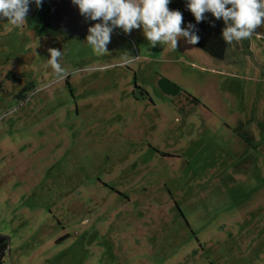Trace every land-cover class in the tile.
<instances>
[{"label":"rangeland","instance_id":"rangeland-1","mask_svg":"<svg viewBox=\"0 0 264 264\" xmlns=\"http://www.w3.org/2000/svg\"><path fill=\"white\" fill-rule=\"evenodd\" d=\"M86 35L0 22L2 264H264V26L222 59Z\"/></svg>","mask_w":264,"mask_h":264},{"label":"clouds","instance_id":"clouds-1","mask_svg":"<svg viewBox=\"0 0 264 264\" xmlns=\"http://www.w3.org/2000/svg\"><path fill=\"white\" fill-rule=\"evenodd\" d=\"M36 7L42 0H33ZM30 0H0V17L7 19L13 26H22L27 20ZM79 13L94 23L87 29L85 42L98 55H108L107 45L111 42L114 28L126 34L141 29L149 46L157 44L168 46L176 51L179 38L188 44H197L200 37L195 25L189 23L182 27L183 16L178 10H170V0H72ZM187 9L199 23L210 12L216 19H222L224 28L221 35L227 45L251 39L256 30L264 26V0H187ZM50 66L58 78H67L71 73L61 64L63 52L48 48ZM135 57H125L131 63Z\"/></svg>","mask_w":264,"mask_h":264},{"label":"trees","instance_id":"trees-1","mask_svg":"<svg viewBox=\"0 0 264 264\" xmlns=\"http://www.w3.org/2000/svg\"><path fill=\"white\" fill-rule=\"evenodd\" d=\"M51 0H42V5L37 8L34 16H27L29 24L32 29L39 35H49L55 30L50 26L48 21L49 10ZM187 0H170L168 5L170 10H178L182 13L183 21L182 27H187L189 23L195 25L196 34L200 37L199 42L196 44L210 56L218 59L224 57L225 45L222 40V29L224 28V22L222 19H216L210 12L205 13L206 19L202 22H197L192 13L186 7ZM208 21L215 30L216 36L208 33L205 23ZM60 31V30H59ZM216 41V42H215ZM219 43V48L215 47V44ZM248 139V138H247ZM8 237L0 234V264H2L3 258L8 251Z\"/></svg>","mask_w":264,"mask_h":264},{"label":"water","instance_id":"water-1","mask_svg":"<svg viewBox=\"0 0 264 264\" xmlns=\"http://www.w3.org/2000/svg\"><path fill=\"white\" fill-rule=\"evenodd\" d=\"M36 11L35 3L30 0L27 16H34ZM5 20L7 19L0 17V21ZM48 21L54 30L63 31L70 37L82 36L87 33L89 26L100 22L86 20L72 0H51Z\"/></svg>","mask_w":264,"mask_h":264},{"label":"flooded vegetation","instance_id":"flooded-vegetation-1","mask_svg":"<svg viewBox=\"0 0 264 264\" xmlns=\"http://www.w3.org/2000/svg\"><path fill=\"white\" fill-rule=\"evenodd\" d=\"M6 21V20H5ZM0 22H2V21H0ZM63 32V31H62ZM109 189H112L111 187H108ZM112 190H114V189H112Z\"/></svg>","mask_w":264,"mask_h":264}]
</instances>
